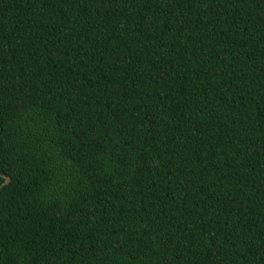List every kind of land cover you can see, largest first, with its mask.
Returning a JSON list of instances; mask_svg holds the SVG:
<instances>
[{"label":"trees","instance_id":"trees-1","mask_svg":"<svg viewBox=\"0 0 264 264\" xmlns=\"http://www.w3.org/2000/svg\"><path fill=\"white\" fill-rule=\"evenodd\" d=\"M0 264H264V0H0Z\"/></svg>","mask_w":264,"mask_h":264},{"label":"water","instance_id":"water-1","mask_svg":"<svg viewBox=\"0 0 264 264\" xmlns=\"http://www.w3.org/2000/svg\"><path fill=\"white\" fill-rule=\"evenodd\" d=\"M0 133H1V127H0ZM5 178H6V184L5 185H3L2 187H0V190H2L3 188H5L6 186H8V184L11 182V177H9V176H5Z\"/></svg>","mask_w":264,"mask_h":264}]
</instances>
